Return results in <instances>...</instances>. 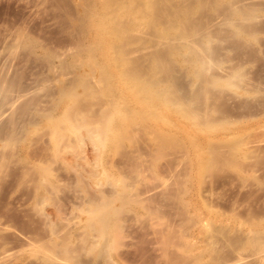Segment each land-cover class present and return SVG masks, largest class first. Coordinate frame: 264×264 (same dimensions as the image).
I'll list each match as a JSON object with an SVG mask.
<instances>
[{
    "label": "rangeland",
    "instance_id": "obj_1",
    "mask_svg": "<svg viewBox=\"0 0 264 264\" xmlns=\"http://www.w3.org/2000/svg\"><path fill=\"white\" fill-rule=\"evenodd\" d=\"M82 1L68 0L69 10H61L52 2H48L49 6L39 0H0V264H264V0H152L153 12L148 7L146 14L151 12L149 16H154L156 26L149 24L154 29H149L152 27L148 28L146 23L141 28L129 29L131 22L119 17L111 26L116 30L127 28L122 35L125 38L114 40L106 48L97 47L92 25L98 13H104L107 0H86L85 5L90 6L85 7L86 12L80 9L85 0L83 4ZM117 1L119 8L123 0ZM134 1L137 4L138 0ZM87 8L91 10L88 14ZM65 14L73 24L75 17L80 18V23L82 17H88L82 18L83 25L77 23L79 19L76 21L79 34L73 28L76 24L69 25V19L66 20L69 28L66 29L67 25L64 28L67 31L61 29L58 17ZM173 23L185 26L186 31L194 23L190 34H186L187 40L208 42L207 52L214 57L206 58H211L212 63L207 67L205 61V68L198 65L205 82L197 80L199 76H190L194 67L182 57L180 50L185 39L174 36L170 30L165 33L163 25ZM69 30H74L73 38ZM156 30L159 35L154 33ZM134 31L141 35L137 37ZM78 40L82 41L80 50L84 47L91 50L90 57L94 56L92 59L96 62L86 52H79ZM152 56L158 62L159 79L165 76L167 82L171 79L168 83L164 81L169 86L174 83L176 89L181 88L176 95L173 90H177L170 87L173 96H178L174 100L170 94V102L180 98L184 103L190 97L186 105L182 103L189 117L165 112L164 117L170 114L165 117L171 123L167 125L169 128L160 122L158 129L152 123L135 125L131 144L125 142L116 151L105 150L108 154L93 147V140L88 139L85 129L71 143L56 142L60 147L54 140L55 144L52 143L54 134L50 137L53 131L50 124L68 105L59 96L64 86L67 90L75 88L80 95L84 91L82 84L78 85L79 77H90L88 82L92 83L95 96L85 97L88 108L84 104L83 109L85 116L89 112L87 119L93 121L94 111V115L98 114V110L113 103L108 100L113 98L101 92L108 84L102 69L108 68L109 75L115 77L126 66L131 69L140 62L139 65L145 66L154 64ZM209 78L230 79L231 86L224 82L208 84L212 80L208 81ZM197 87L202 89L197 92ZM99 91L101 97H98ZM125 103L134 108L127 100ZM166 133L168 143L159 142L158 138L155 146L153 138ZM211 157L215 161L212 160L213 168L201 170L200 163L206 164ZM44 168H47L46 174ZM103 172L110 181L114 175V181L120 178L121 182L126 177L127 191L134 202L129 200L127 204L131 206L125 207L120 204L121 210L128 208L123 213L120 211L123 218H118L120 236L117 233L116 236L119 238L112 237L118 243L115 242L117 245L111 251L108 247L106 253L110 254L100 256L95 251L102 239L96 238L95 231L91 230L96 235L92 236L90 228L86 229L88 222L81 209L88 205L84 201L87 198L98 201L109 194L110 186H100L105 183ZM92 243L94 246L90 248L88 245ZM64 248L69 249L67 254L73 248L72 255L65 254Z\"/></svg>",
    "mask_w": 264,
    "mask_h": 264
},
{
    "label": "bare ground",
    "instance_id": "obj_2",
    "mask_svg": "<svg viewBox=\"0 0 264 264\" xmlns=\"http://www.w3.org/2000/svg\"><path fill=\"white\" fill-rule=\"evenodd\" d=\"M40 2H43V3H48V2H52V3H54L55 4V6H56V8L57 9H61V10H66V8L68 7L69 8V3L68 4H66L67 3V1L65 2V1H63V0H39ZM71 1H73V0H71ZM81 1V0H80ZM84 1V0H83ZM83 1H82V4H83ZM87 1H90V0H87ZM92 1V0H91ZM94 1V0H93ZM103 1H105V0H103ZM127 1V0H126ZM124 2V0H123V2L124 3H126L125 5H122V4H124L123 2L121 3V8L119 7L118 8V5H117V3H118V1L117 0H111L110 2H108V0H107V2H104V3H106V4H104L103 5V11H104V13L103 12H101V13H98V15L96 16V19H94V23H93V25H92V30L94 31V33H95V36L97 37L96 38V44H97V47H99V48H106V47H108V46H111V43H114V40H118V41H120L122 38H125V36H122V35H124V33L126 34V32H127V28L126 29H118V30H116L115 28H112V26H113V22L114 21H116L115 19H117V18H119V17H125L127 20H128V22L130 21L131 23L129 24V29H131L132 28V30L134 29V28H136V27H139L140 26V28H141V26L142 25H144L145 23H146V26H148V28H149V26H151V25H149V24H152V26H153V24H155L156 22H155V19H153L154 18V16H153V18H151L152 16H149V14H151V12H153V10H152V7H151V4H150V2H154V1H152V0H149V1H145L144 2V0H141V1H143V2H140L139 0H138V2H140L139 4H138V2H137V4H136V2L134 1V0H132V1H134L135 2V4H133V2L131 1V3L130 4H127L128 2ZM158 1V0H157ZM39 2V3H40ZM76 2H77V0H76ZM85 2H86V0L84 1V5H85ZM198 2V1H197ZM200 2V1H199ZM158 3V2H157ZM201 3V2H200ZM41 4V3H40ZM49 4V6H50V4L51 3H48ZM47 4V5H48ZM72 4H73V2H72ZM76 4V3H75ZM95 4V3H94ZM196 4V3H195ZM199 4V3H198ZM202 4V3H201ZM66 5H67V7H66ZM84 5H81L80 4V6H81V8L80 9H82L83 8V10L85 11L86 10V8L85 7H90V6H84ZM91 5V4H90ZM42 6V5H41ZM44 6V5H43ZM54 6V7H55ZM84 6V7H83ZM152 6H154V5H152ZM191 6V5H190ZM203 6V5H202ZM51 7H53V5L51 6ZM50 7V8H51ZM73 7V6H72ZM72 7H70V9H72ZM148 7H150L151 8V12L149 13V14H146V11L149 9ZM199 7H201V5L199 6ZM67 8V10H69ZM74 8V7H73ZM154 8V7H153ZM158 8V7H157ZM187 8V7H186ZM189 8V7H188ZM54 9V8H53ZM74 9H76V8H74ZM199 10H200V8H198ZM46 10H48V9H46ZM56 10V9H55ZM60 10V11H61ZM83 10H81V13H83L84 14V12H82ZM89 10L90 9H88L87 8V14H88V12H89ZM150 10V9H149ZM185 10H187V9H185ZM191 10H192V8H191ZM43 11V10H42ZM77 11V10H76ZM91 11V10H90ZM157 11V10H156ZM163 11V10H162ZM178 11H180V10H178ZM189 11V10H188ZM63 12V11H62ZM62 12H60V13H62ZM67 13H68V11H66ZM65 12V13H66ZM74 12V11H73ZM86 12V11H85ZM158 12V11H157ZM161 12V11H160ZM164 12V11H163ZM184 12V11H183ZM190 12V11H189ZM189 12H187V14L189 13ZM241 12V11H240ZM70 13V12H69ZM68 13V15H70V17L72 16L71 15V13H72V10H71V13L69 14ZM93 13V12H92ZM147 13H148V11H147ZM155 13V12H154ZM247 13V12H246ZM246 13H244V14H246ZM64 14V13H63ZM90 14V13H89ZM157 14V13H156ZM187 14H184L183 16H188ZM243 14V15H244ZM75 15H76V12H75ZM86 15V14H85ZM152 15V14H151ZM180 14H178V16H179ZM241 15H242V13H241ZM240 15V16H241ZM247 15V14H246ZM249 15V14H248ZM77 16V15H76ZM159 16V15H158ZM183 16H180V17H183ZM191 16V15H190ZM193 16V15H192ZM70 17H67V14H65V16H60V17H58V24L61 26V29L63 30L64 28H66V29H68L69 27H68V23H69V25L73 22V16L71 17L72 19L70 20L69 18ZM82 17V16H81ZM86 17V16H85ZM185 17V18H186ZM82 18H84V17H82ZM81 18V23H82V21H83V19ZM86 18H88V17H86ZM86 18H84V19H86ZM155 18H156V16H155ZM67 19H69V22H66V20ZM76 21H77V23H80V18L78 17V19L75 17L74 18ZM123 19V18H122ZM122 19H120L121 21H122ZM181 19V18H180ZM179 19V20H180ZM191 19V18H190ZM189 19V20H190ZM88 20V19H87ZM119 20V21H120ZM178 20V21H179ZM183 20V19H182ZM182 20H180V21H182ZM192 20V19H191ZM76 21H75V24H76ZM86 21V20H85ZM120 21V22H121ZM158 21V20H157ZM177 21V22H178ZM179 21V22H180ZM186 21H188V20H185V22ZM118 22V21H117ZM125 21H122L121 23H124ZM164 22V21H163ZM184 22V21H183ZM185 22L183 23V24H185ZM80 23V25H83V24H81ZM119 23V22H118ZM147 23H148V25H147ZM157 23H159V22H157ZM165 23V22H164ZM181 24H182V22H180ZM180 23H178L177 25L176 24H174V25H169L168 24V26L167 25H163V27H165V30H164V28L162 29V30H164L165 31V33H168L169 31H166V30H170V31H173L174 33H175V35L174 36H179L180 37V39H185V43H182L183 45H182V47H180L181 49V51H182V53H183V55H182V57L183 58H185V60H187V62L190 64V65H192L193 67H194V70H193V72H192V74H190L189 72V74H190V76H193V74L194 75H196V76H199L200 77V79H201V68H205V66H204V63H205V61L208 63L207 64V67L209 66V64H211L212 62H210V59H207L208 58V56H210L211 57V55L212 54H210V53H208L207 52V47L205 46L207 43H206V41L205 42H203V43H201V42H196V41H189V40H187L189 37H187L186 36V34H188L189 33V29L191 28V27H193V25H194V23H193V25H191V27L189 28V29H187V31H186V27L185 26H183V25H181ZM73 24V23H72ZM75 24H73V25H75ZM87 25H88V23H86ZM126 24H127V22H126ZM161 24H163V23H161ZM171 24V23H170ZM192 24V23H191ZM58 25V26H59ZM65 25H67L66 27H65ZM85 25V24H84ZM86 25V26H87ZM112 25V26H111ZM123 25H125V23L123 24ZM123 25H122V27H123ZM77 26H79V24H76V28H75V26L73 27V26H70V27H73L74 29H76L75 31H76V33L77 32H79V30H80V27H78L77 28ZM145 26V27H146ZM151 26V27H152ZM154 26H156V24L154 25ZM167 26V27H166ZM84 27V26H83ZM195 27V26H194ZM197 27V26H196ZM59 28V27H58ZM86 28V27H85ZM124 28V27H123ZM148 28L146 27V29L148 30ZM157 28H158V26H157ZM157 28H155V29H157ZM66 29H64L65 30V32L67 31ZM84 29V28H83ZM149 29H154L153 27L152 28H149ZM161 29V28H160ZM194 29V28H193ZM82 30V29H81ZM125 30H126V32H125ZM136 30V29H135ZM141 30V29H140ZM146 30V31H147ZM192 30V29H191ZM202 30V29H201ZM200 30V31H201ZM59 31V30H58ZM57 31V32H58ZM61 31V30H60ZM59 31V32H60ZM70 31V30H69ZM74 31V30H73ZM73 31L71 30L69 33L71 34V32L73 33ZM124 31V32H123ZM144 31V30H143ZM196 31V30H195ZM138 32V31H137ZM137 32H133L137 37L139 36V35H141V34H139L138 35V33ZM152 32V31H151ZM157 32V33H156ZM159 31L158 30H156L154 33H156V34H158L159 35V33H158ZM176 32H178V34L176 35ZM192 32H194V31H192ZM21 33V32H20ZM61 33H63V32H61ZM68 33V32H67ZM75 33V32H74ZM73 33V34H74ZM153 33V32H152ZM173 33V34H174ZM195 33V32H194ZM64 34V33H63ZM69 34V35H70ZM77 34H79V33H77ZM129 34H130V32H129ZM155 34V35H156ZM170 34V33H169ZM172 34V33H171ZM190 34V33H189ZM196 35L198 34L197 32L195 33ZM67 35V34H66ZM131 36H132V34H130ZM129 35V36H130ZM154 35V36H155ZM71 36V38H73L72 36V34L70 35ZM76 36V35H75ZM153 36V37H154ZM161 37H162V35H160ZM159 36V37H160ZM167 36H170V35H168L167 34ZM195 35L193 34V37H194ZM79 37H80V35H79ZM78 37V38H79ZM128 37V36H127ZM126 37V38H127ZM159 37L157 36L156 37V39L158 38L159 39ZM191 37V36H190ZM192 37V38H193ZM200 37V36H199ZM198 37V38H199ZM16 38H17V36H16ZM81 38H82V36H81ZM131 38V37H130ZM170 38H172V37H170ZM200 38H204V37H200ZM20 39H22V38H20ZM128 39V38H127ZM208 39H210V38H208L207 37V40ZM73 40V39H72ZM112 40V41H111ZM160 40V39H159ZM164 40V39H163ZM170 40V39H169ZM177 40H178V38H177ZM190 40H191V38H190ZM194 40V39H193ZM198 40V39H197ZM211 40V39H210ZM16 41V40H15ZM74 41H75V38H74ZM74 41L72 42V43H74ZM122 41V40H121ZM124 41H125V39H124ZM130 41V40H129ZM153 41V40H152ZM156 41V40H155ZM165 41H167V38H166V40ZM171 41V40H170ZM175 41V40H174ZM80 41L78 40V43L76 44V47H80L81 48V45H79V44H81L82 43V41H81V43H79ZM159 43H160V41H158V44L157 45H159ZM162 43V42H161ZM181 43V42H180ZM87 44H88V42H87ZM95 44V45H96ZM168 44V43H167ZM93 45V44H92ZM116 45H117V42H116ZM114 46V47H117V46ZM120 45V44H119ZM154 46H155V44H153ZM163 45H165V44H163ZM70 46V45H69ZM85 46V45H84ZM152 46V45H151ZM170 46V45H169ZM169 46H167V48L169 47ZM194 46H195V48H194ZM75 47V43H74V48H76ZM120 47H122V44H121V46ZM173 47V46H172ZM77 48V49H78ZM80 48H79V52H86V54L88 55V58L90 57V55H92L91 53L92 52H90L91 50H86L85 49V47H84V49H81L80 50ZM76 49V50H77ZM92 49V48H91ZM115 49V48H114ZM170 49H171V47H170ZM112 50V49H111ZM173 50V49H172ZM175 50V49H174ZM179 50V47H178V51H180ZM152 51V50H151ZM176 51V50H175ZM177 51V52H178ZM74 52H75V50H74ZM78 52V53H79ZM78 53H74V55H78ZM117 54H120V53H118V52H116ZM125 53H127V52H125ZM124 53V54H125ZM166 53V52H165ZM73 54V53H72ZM97 54V53H96ZM123 54V55H124ZM210 54V55H209ZM73 55V56H74ZM86 55V56H87ZM113 55V54H112ZM122 55V54H121ZM146 55H148V54H146ZM157 55H158V53H157ZM178 55H179V53H178ZM61 56V55H60ZM80 56H81V54H80ZM79 56V57H80ZM115 57H117V55H114ZM143 56V55H142ZM151 56V55H150ZM180 57V60H181V55H179ZM213 56V55H212ZM112 57V56H111ZM123 58H124V56H122ZM158 57V56H157ZM159 57H161V56H159ZM207 57V58H206ZM214 57V56H213ZM84 58H85V56H84ZM92 58H94V56L92 57H90V59H92ZM121 58V57H120ZM123 58H121L120 60H122ZM144 58H146V57H144ZM147 58L149 59V56H147ZM146 58V59H147ZM153 58V56L151 57V60L153 61L154 59H152ZM154 58H156V57H154ZM161 58H163V57H161ZM182 58V59H183ZM81 59H83L82 58V56H81ZM119 59V58H118ZM142 59V58H141ZM158 60H159V58H157ZM164 59V58H163ZM206 59V60H205ZM128 60V59H127ZM145 60V59H144ZM166 60H167V58H166ZM208 60H209V62H208ZM212 60V59H211ZM214 60H215V58H214ZM92 61H93V59H92ZM97 60H95V61H93V62H96ZM115 61V60H114ZM124 61V60H123ZM138 61V60H137ZM139 61H141V60H139ZM152 61H151V63H152ZM182 61V60H181ZM90 62H91V60H90ZM113 62V61H112ZM111 62V63H112ZM122 62V61H121ZM127 62V61H126ZM125 62V63H126ZM135 62V61H134ZM144 62V61H143ZM145 62H147V61H145ZM144 62V63H145ZM154 62H155V60H154ZM164 62H165V60H164ZM185 61H183L182 63H184ZM78 63V62H77ZM81 63H83V61L81 62ZM98 63V62H97ZM125 63H124V65H125ZM131 63V61L129 62V64ZM133 63V62H132ZM148 63V62H147ZM95 64V63H94ZM139 64H142V62H140ZM137 65V67L135 66V67H133V68H131V69H126V67H125V70H122V72H120L117 76H115V77H111L110 75H109V72H108V68L107 69H105V68H103L102 69V72H103V70H104V72L102 73L103 75L105 74V78H104V80H105V82H107L108 84L106 85L102 80V82L104 83V85H106V86H102L103 87V90L101 91L102 92V94H103V96H105V97H108V98H113V99H108V98H106V100L108 99V100H113V103L112 102H109L106 106L105 105H103L102 104V106H105V108L103 107V111H101V109L100 108H98V109H100V110H98L99 111V113H98V111H96L98 114H95L94 115V113H95V111H94V113H93V121H89L88 119H87V117H88V113L89 112H87V114H86V116H85V113H86V110L85 109H83L84 107H85V105H87V108H88V104H86V102L88 101L87 99H91L90 97H92L93 96V98H94V93L92 92V91H94V90H92L91 91V88L93 87V86H91L92 85V83L91 84H89V82L91 81V80H89L90 79V77L88 78V77H85V78H83L82 76L81 77H79V81H81V78H82V81L81 82H79L78 81V85H80V83L82 84V88L81 89H83L82 91H84V93L82 92L81 94H83V96H80L76 91H75V88L74 89H64L65 88V84L63 85L64 86V88H62V86H61V91L59 92L60 93V98L61 99H63V100H67L68 101V105H66L67 107H65L66 109H65V111L63 110V114H61V116L59 117V118H55L54 120V122H53V124H50V125H52V128H53V131H52V134H50V137H51V135H53V139L51 138V140H52V143H56V142H59L58 144H60V142H61V144L60 145H62V144H65L64 142H68V143H71V141L70 140H73V138L74 137H76L75 139H77V137L78 136H80L81 135V130L83 129H85L86 130V132L87 133H85V134H88L87 136H88V139L89 140H91V142H92V140H93V143H94V145L95 146H93V144H92V146L95 148V149H97V148H100V151H101V153H103V154H106V153H104L103 151H105V150H110V151H116V150H118V149H120V147L122 148L123 147V144L126 142V143H130L131 144V142H132V140H133V136H132V133H134V127H135V125L136 126H138V125H145L146 123H152L153 124V126H155L157 129H158V122H160L161 124H163L164 126L166 125V127H168L167 125H169V124H171V123H169V121L165 118L166 116H168V115H170V114H168V115H166L165 114V117L163 116V114L165 113V112H169V113H180L179 115H181L182 113L185 115V116H187V117H189V115L188 114H190L189 112H188V110L186 109V106H184V105H186V103L185 102H187L189 99H190V97L188 98V99H186V101H184V103H183V101L181 100L180 101V98L178 99L177 98V100H179V101H174L175 100V96L177 95L175 92H178V89H181V88H178V89H176L175 88V85H174V83H171L172 85L171 86H169L170 84H167L168 82H169V80H171V79H169V77H170V74L168 75L169 77H168V82L166 81V78H165V76H162L163 78H165V79H163L162 77V79H159V77H158V72H160L159 70H158V62H157V60H156V62L154 63V64H149V66L148 65ZM201 67H199V66ZM92 66V65H91ZM143 66V67H142ZM164 66H165V64H164ZM97 67V66H96ZM111 67V66H110ZM121 68H124V67H122V66H120ZM168 67V66H167ZM200 68V70H199V68ZM100 68V67H99ZM98 68V69H99ZM102 68V67H101ZM165 70H167L166 68H164ZM54 70V69H53ZM162 70V69H161ZM172 70V69H171ZM170 70V71H171ZM64 71V70H63ZM88 71V70H87ZM92 71V70H91ZM175 71V70H174ZM198 71H200V73L198 72ZM54 72V71H53ZM117 72H119V71H117ZM205 72H207L206 70H205ZM56 73H58V71L56 72ZM63 73V72H62ZM61 72H59L58 74H62ZM85 73V72H84ZM83 73V74H84ZM88 73V72H87ZM90 74H92L91 72H89ZM166 73H168V72H166ZM166 73H164V74H166ZM172 73H173V71H172ZM204 73V72H203ZM52 75V74H51ZM77 75V74H76ZM79 75V74H78ZM172 75H174V74H172ZM60 76V75H59ZM62 76H64V75H62ZM100 76V75H99ZM52 77V76H51ZM54 77V76H53ZM167 77V76H166ZM189 77V76H188ZM234 76H232V78H231V80L232 79H234L233 78ZM45 78H48V77H45ZM88 78V79H87ZM171 78V77H170ZM174 78H175V76H174ZM173 78V76H172V80H173V82H175L174 79ZM195 78V77H194ZM11 79V78H10ZM193 79V78H192ZM200 79H198V77H197V80H199L200 82L202 81V79L200 80ZM212 79V80H211ZM75 80V79H74ZM98 80H100V79H98ZM189 80H191V78L189 79ZM211 80V81H210ZM230 79H229V81H227V79H225V80H220V78H209L208 79V81H210V82H207L208 84L209 83H211L212 85H219L220 83H225V84H229L230 86H231V84H230V81H231ZM8 81V80H7ZM89 81V82H88ZM96 81V80H95ZM163 81V82H162ZM164 81H166V82H164ZM203 81L205 82V79H203ZM202 81V82H203ZM3 82H6V80L5 81H3ZM2 82V80H1V83H3ZM9 82V81H8ZM99 82V81H98ZM14 83H15V81H14ZM50 83V82H49ZM95 83H97V82H95ZM183 83V82H182ZM71 84H73V83H71ZM98 84V83H97ZM96 84V85H97ZM100 84H102V83H100ZM201 84V83H200ZM205 84V83H204ZM203 84V85H204ZM4 85V84H3ZM8 85H9V83H8ZM18 85V84H17ZM94 85V84H93ZM180 85V84H179ZM203 85H202V87H203ZM5 87H6V85H4ZM68 86V85H67ZM72 86V85H71ZM75 86V85H74ZM98 86V85H97ZM97 86H96V88H97ZM201 86V85H200ZM205 86V85H204ZM68 87H70V86H68ZM73 87V86H72ZM99 87V86H98ZM170 87H173V89H175V90H177V91H174L173 90V92L176 94V95H174L173 96V93H171L170 91H169V89H170ZM177 87H178V83H177ZM206 87V86H205ZM11 88V87H10ZM48 88V87H47ZM94 88H95V85H94ZM198 88V87H197ZM197 88L195 89V90H197ZM13 89V88H12ZM11 89V90H12ZM51 89V88H50ZM100 89V88H99ZM199 89H202L201 87L200 88H198V91L197 92H199ZM8 90H10V89H8ZM48 90V89H47ZM170 90H172V88L170 89ZM13 91V90H12ZM53 91V90H52ZM75 91V92H74ZM201 91V90H200ZM100 91L98 92V97H101L102 95L100 94L101 93ZM181 92V91H180ZM196 92V93H197ZM5 93V92H4ZM80 93V92H79ZM179 93V92H178ZM192 93H194V92H192ZM90 94H93L92 96L90 95ZM96 94V93H95ZM170 94L174 97V98H171V99H174V100H172V103L170 102ZM183 94H185V93H183ZM2 95H4V97H5V94H2ZM186 95V94H185ZM185 95H184V97H185ZM187 95H189V93L187 94ZM199 95V94H198ZM86 96H88V98L86 97ZM97 96V95H96ZM85 97L87 98L86 100H85ZM104 97V98H105ZM176 97H178V96H176ZM180 97V96H179ZM182 97V96H181ZM184 97H182L181 99H183ZM7 98V97H6ZM92 98V99H93ZM114 98H116V99H114ZM55 99H56V97H55ZM55 99H54V101H55ZM100 99H101V101H102V98H99L98 100L100 101ZM170 99V100H169ZM97 100V101H98ZM125 100H127L129 103H131L133 106H134V108H130L129 106H128V104H126L125 103ZM183 100H185V99H183ZM91 101H93V100H91ZM96 101V102H97ZM89 103H90V101H89ZM184 105H183V104ZM57 104V103H56ZM85 104V105H84ZM92 104V103H91ZM99 104V103H98ZM27 105V104H26ZM25 105V106H26ZM51 105H53V104H51ZM90 105V104H89ZM56 106V105H55ZM91 106V105H90ZM92 107V106H91ZM101 107V106H100ZM93 108V107H92ZM92 108H90L91 110H92ZM96 109V108H95ZM83 110H85L84 112H83ZM88 111H89V109H88ZM101 111V112H100ZM92 112V111H91ZM92 114V113H91ZM177 114V115H178ZM60 115V114H59ZM58 115V116H59ZM183 115V116H184ZM96 116V117H95ZM182 116V117H183ZM89 117H92V115L90 116L89 115ZM48 118H50V117H48ZM167 118H169V117H167ZM184 118V117H183ZM51 119V118H50ZM92 118H90V120H91ZM47 120V119H46ZM52 120V119H51ZM171 120V119H170ZM51 122V121H50ZM49 122V123H50ZM52 123V122H51ZM150 125V124H149ZM148 125V126H149ZM48 126V125H47ZM148 126H146V128L148 127ZM207 126V125H206ZM205 126V127H206ZM140 127V126H139ZM209 127H210V125H209ZM208 127V128H209ZM47 128H49V127H47ZM52 128H50L51 130H52ZM150 128H151V126H150ZM169 128V127H168ZM207 128V127H206ZM211 128V127H210ZM148 129V128H147ZM147 129H146V131H147ZM174 129V128H173ZM49 130V129H48ZM85 130H84V132H85ZM142 130V129H141ZM150 130V129H149ZM200 130V129H199ZM144 131V130H143ZM153 131V130H152ZM202 131V130H201ZM209 131V130H208ZM140 132V131H139ZM151 132V131H150ZM204 132V131H203ZM51 133V132H50ZM146 133V132H145ZM153 133H155V131L153 132ZM80 134V135H79ZM143 135H144V133H143ZM161 135V136H160ZM159 136L157 135V136H155V138H153V140L155 139L156 141V143H155V146H158V138H160V141L159 142H167L168 143V137H169V135L166 133V134H160ZM90 137V138H89ZM72 138V139H71ZM92 138V139H91ZM50 139V138H49ZM53 140H54V142H53ZM168 140V141H167ZM73 142V141H72ZM154 142V141H153ZM54 143V144H55ZM57 143L55 144V145H58ZM129 144V145H130ZM58 147H60L59 145H58ZM95 151V150H94ZM97 151V150H96ZM100 151H97L99 154H100ZM105 152H107V151H105ZM97 153V154H98ZM107 154H108V152H107ZM109 154H110V152H109ZM101 155V154H100ZM102 156V155H101ZM101 156L99 157V158H101ZM105 156V155H104ZM210 156H211V154H210ZM96 158V159H99V158ZM208 158V157H207ZM211 158H213V157H211ZM212 160L214 161V158L213 159H207V163L205 164V162H201L200 163V169L201 170H203V169H205V168H209V167H212L213 168V164H212ZM98 161V160H97ZM97 163H99V162H97ZM203 163V164H202ZM214 163H215V161H214ZM101 164V163H100ZM99 164V165H100ZM211 165V166H210ZM46 169L47 168H44V173L46 174V172H48V171H46ZM43 170V169H42ZM207 170V169H206ZM211 170V169H210ZM103 171V170H102ZM99 173V172H98ZM48 174V173H47ZM110 174V173H109ZM138 174V173H137ZM136 174V175H137ZM113 176V175H112ZM97 177V176H96ZM102 177L103 178H105V181L103 180V178H102V180L105 182L104 184H100V186H106V184L108 185V186H110L111 187V189H110V191H109V194H106V197L104 198H101V199H99L98 198V201L95 199V201L93 200V199H91V197H89L90 198V200H91V202H90V200L87 198L86 200H84V201H88V205L86 206V207H84V208H82L81 209V207H83V204H80L81 202H79V204L80 205H82L79 209H81V212L84 214V216H85V220H86V222H88V227H86V229H88V228H90V231L92 230V231H95L97 234V236H96V238L97 239H102V242H100V247H98V251H95V252H98L99 254H100V256L101 255H103L104 253H106L107 251H108V249L111 251L112 250V247H113V245L114 246H116L117 244H115V242L116 243H118L117 241H118V239L117 240H113V238H114V236H116V233H117V230L118 229H120V228H118L117 229V227H118V220L120 221V219H118V218H120V216H121V219L123 218V214H121V212L123 213L124 211H126V208H128V207H126L125 209L123 208L122 210H124V211H122L120 208L122 207V206H120V204H122L123 206L124 205H127V206H131V205H128L127 204V202L130 200H132L131 198H130V195H129V193L130 192H128L127 191V189H128V186H127V183L125 182V179H126V177H122L123 179H122V181L120 182V178L117 180V181H119V182H117V181H114L116 178H115V175H114V178L112 179V181H110L109 180V178H108V175H107V173L106 172H103L102 173ZM110 177V176H109ZM108 178V179H107ZM100 179V178H99ZM111 179V178H110ZM109 180V181H108ZM79 182V181H78ZM80 182H81V180H80ZM79 182V183H80ZM98 182H99V180H98ZM83 183V182H82ZM81 183V184H82ZM125 183H126V186L127 187H125ZM75 184V183H74ZM77 186V185H76ZM102 186V187H103ZM79 187V186H78ZM77 187V188H78ZM84 187H85V185H84ZM109 188V187H108ZM81 189V188H80ZM101 189V188H100ZM106 189V188H105ZM104 190V189H103ZM107 190H109V189H107ZM84 191H86V190H84ZM105 191V190H104ZM100 192V191H99ZM107 192V191H106ZM108 193V192H107ZM97 194V193H96ZM99 194H102V191L99 193ZM93 195V194H92ZM98 195V194H97ZM96 195V196H97ZM102 195H105V193L104 194H102ZM102 195L100 196V197H102ZM87 196V195H86ZM107 196H108V198H107ZM85 196H83V198H84ZM99 197V196H98ZM82 200V199H81ZM93 200V201H92ZM100 200V201H99ZM133 201V200H132ZM132 201H131V203H132ZM134 202V201H133ZM83 203V202H82ZM85 203H87V202H85ZM136 203V202H135ZM138 204V203H137ZM85 205V204H84ZM125 207V206H124ZM121 211V212H120ZM79 213V212H78ZM81 213V214H82ZM119 213H120V215H119ZM78 215V214H77ZM77 217H79V215L77 216ZM81 217V216H80ZM79 217V218H80ZM122 221V220H121ZM121 223L119 222V225H120ZM85 226V225H84ZM82 229L84 230V227H82ZM87 232H88V230H86ZM91 231V232H92ZM81 234V233H80ZM92 234V236H94L93 235V232L91 233ZM118 234V233H117ZM83 235V234H82ZM81 235V236H82ZM119 235V234H118ZM80 236V235H79ZM88 236V235H87ZM99 236V237H98ZM120 236V235H119ZM75 237V236H74ZM91 237V236H90ZM89 237V238H90ZM113 237V238H112ZM116 237H118V236H116ZM88 238V239H89ZM111 238H112V240L114 241V242H111ZM119 238V237H118ZM76 239H78L77 237H76ZM87 239V240H88ZM82 241H84V240H82ZM95 241H97V240H95ZM78 242V241H77ZM86 242V241H85ZM98 242V241H97ZM96 242V243H97ZM82 243V242H81ZM89 243H91V242H88V244ZM93 245H88V246H90V248H92V246H94V243H92ZM99 243H97L96 244V246L98 245ZM83 245V247H84V244H82ZM95 246V248H97ZM82 247V246H81ZM109 247V248H108ZM67 248H69L70 249V247H67ZM65 249L64 248V250H65V254H67L66 252V250H69V249ZM115 248V247H114ZM114 248H113V250H114ZM62 249V248H61ZM73 251H74V249L73 248H71ZM71 250V251H72ZM76 250H77V248H76ZM79 250H80V248H79ZM88 250V249H87ZM95 249H92V251H94ZM63 251V250H62ZM71 251L67 254V255H72V253H71ZM60 252H61V250H60ZM76 252V251H75ZM81 252V251H80ZM90 252V251H89ZM77 254H78V252H76ZM92 253V252H91ZM63 252H62V256H63ZM107 255L108 254H110V253H106ZM74 255H75V253H74ZM106 255V258L108 257ZM62 256L60 257V258H62ZM59 257V256H58ZM64 257V256H63ZM68 257V256H67ZM75 257L76 258H73L74 260H76L77 259V255H75ZM79 257V256H78ZM65 259H67L66 258V255H65V257H64ZM80 258H81V256H80ZM100 258V257H99ZM108 259V258H107ZM107 259H105V260H107ZM62 260V259H61ZM68 260H69V258H68ZM80 260V259H79ZM49 261V260H48ZM71 262V261H70Z\"/></svg>",
    "mask_w": 264,
    "mask_h": 264
}]
</instances>
